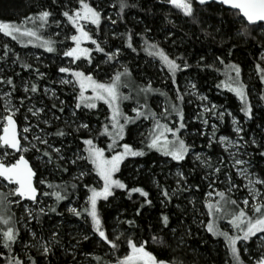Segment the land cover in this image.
<instances>
[{"label": "snow or ice", "instance_id": "obj_1", "mask_svg": "<svg viewBox=\"0 0 264 264\" xmlns=\"http://www.w3.org/2000/svg\"><path fill=\"white\" fill-rule=\"evenodd\" d=\"M147 3L148 0H50L20 22L0 20L3 36L17 42L27 38L23 47L31 45L69 61L68 66H58L63 75L51 79L40 67L22 61L19 54L13 53L15 59L9 65L12 50L8 44L0 55V65H4L0 67V264H56L61 252L71 258L72 264H85L78 259V250L87 264H187L184 257L189 247L195 251L200 242H218L221 238L229 257L225 264H264V108L257 115L241 64L226 63L241 44L256 48L259 62L255 69L259 82L264 84V0H152L151 7ZM169 5L185 19L178 23L165 16L171 27L165 29L163 41H153L149 34L154 29L150 26L139 33L131 29L109 32L107 36L119 40V46L110 45L102 34V25H119L132 9L152 15L157 7L164 10ZM110 9H117L115 17L109 14ZM213 17L215 22H210ZM188 24L194 26L191 32L184 27ZM53 25L59 29L55 37L63 33V38L45 35ZM66 25H70L67 30ZM181 32L178 45L174 37ZM193 38L208 46L219 44L220 54H213V62H208L202 53L193 64L186 48L184 54L173 55L164 47H179L185 41L191 44ZM61 44L62 49L58 48ZM125 50L136 56L143 50L158 60L161 71L166 70L168 75L164 83L174 90L173 94L154 87L150 80L137 83L133 71L122 62ZM217 63L225 66L226 79L216 87L235 95L242 118L211 103L196 83L188 81L184 88L178 84L180 74L193 68L216 71ZM16 64L34 79L26 80L16 71ZM103 65L115 69L106 81L97 78ZM46 79L61 89H70L65 96L72 102L61 98L55 88L41 87L40 82ZM193 96L201 102L194 118L185 112L186 104L191 103L186 97ZM153 97H164L161 111L154 110L150 103ZM258 100L264 102V91ZM125 102H130L127 111ZM100 104L107 106L103 119ZM90 117H95V126ZM226 118H231L230 133L218 135ZM144 121L151 122V129L138 132ZM197 122L201 128L192 132L190 125ZM245 125L258 131L251 134ZM134 132L143 137V147L128 142ZM186 135L193 137L191 143ZM102 137L107 140L106 147L98 143ZM199 137L206 141L197 150ZM214 146L221 147L228 156L218 154L213 162L210 153ZM205 148L209 154L203 151ZM150 152L168 158L164 166L172 164L176 171L174 186L152 181L157 188L156 202L169 211L162 210L155 220L145 221L146 209L155 208L156 202L143 186L129 185L118 174L122 166H128L126 161L139 164L134 169L139 173L145 166L136 158ZM27 153H31L28 158ZM190 153L197 163L191 172H186ZM73 171L71 182L54 183L48 178ZM92 179L97 181L95 185ZM239 181L244 182L243 187ZM81 188L86 198L83 205L74 206L75 200L81 198ZM202 189H207L206 193ZM121 194L137 206L129 214L117 215L109 230L108 218L102 213ZM136 194L142 199L137 201ZM197 194L201 195L200 207ZM65 201L68 203L64 210H59ZM16 208L22 215H17ZM65 211L88 225L76 235L69 233L75 243L66 244L61 232V228L67 230ZM53 215L64 220L45 228L44 218ZM200 232L212 240L201 237ZM255 239L261 241L258 254L251 249ZM84 242L103 247L108 259L83 252ZM21 247L26 260L17 254ZM33 250L39 258L29 254Z\"/></svg>", "mask_w": 264, "mask_h": 264}, {"label": "trees", "instance_id": "obj_2", "mask_svg": "<svg viewBox=\"0 0 264 264\" xmlns=\"http://www.w3.org/2000/svg\"><path fill=\"white\" fill-rule=\"evenodd\" d=\"M50 0H0V20L4 21H11L14 23L20 22L24 20L25 17L34 15L36 11L38 10L40 4L42 3H48ZM94 2H99V0H94ZM112 2H115V0H112ZM139 2V0H137ZM152 0H148L147 7H151ZM117 9H110L109 14L116 16ZM167 16L168 18L180 23L185 18L182 16V14L179 12L178 9L172 8L170 5L167 6L166 9L161 10L159 7L154 9V14L149 15L143 11H140L139 9H132L128 12L126 19L120 23L117 26H107L102 25L104 28V32L102 33L105 35L106 38L109 39L110 45H116L119 46L120 41L119 40H112L110 37L107 36V34L115 29H118L119 31L123 32L125 29H131L134 32H142V30L146 26H150L154 29L152 33L149 35L152 36L153 41H163L164 40V31L165 29L171 27L167 24V20L164 19V17ZM216 17H213L212 21L215 22ZM31 26V25H29ZM91 27V26H89ZM186 30L191 32V30L194 28V26L188 24L184 26ZM70 28V25L66 27ZM197 35H200L199 29H195ZM59 31V29H55V26H51L47 29L45 35L46 36H52L56 39L63 38V34L61 37H55V32ZM183 37V33H179L174 39L177 41V44H180V41ZM137 39L139 37L137 36ZM8 44L9 48L12 50L10 53L11 59L8 61V64L11 65L12 60L15 59V54H19L22 61H28L33 63L35 66L40 67L41 71L47 73V76L51 79H58L63 74H60L58 72V66H64L65 61L67 58H63L62 55L57 56L53 54H49L44 52L43 50H35L33 48L28 47H22L18 45V43L15 40H12L10 37H5L2 34H0V55L3 53L4 45ZM61 45H58V48H61ZM164 47L170 51L173 55L180 53L184 54L185 48L187 49V54L189 56L190 62L195 64L196 58L201 55L202 53L207 55L208 62H213V54H220V46L219 44L214 46H208L206 43L202 44L201 42H197L195 38H193V41L191 44H188L187 41L184 42L182 46L179 47H172L169 44H165ZM62 49V48H61ZM130 50H125V55L122 59V62L125 64H128L130 69L133 71L134 76L139 80L141 83H145L147 81H151L154 87H158L163 89H166L170 91L171 95L173 94V89L169 87V85H166L164 82L168 80V75L166 70L161 71L162 66L154 62L155 60L149 57L143 50H140V55L136 56L135 53L128 54ZM36 55H39L40 60L36 61L35 57ZM258 50L256 48H250L246 44H241L240 49L237 51V54L233 57H229L226 63H233V62H239L241 64V67L243 69L242 76L244 81L249 85V89L251 92L250 99L252 100L253 104L257 106V115H259V112L262 108H264V102H261L258 100L259 94L264 91V84H261L259 82V76L256 72L255 65L258 63ZM133 57L135 59L133 60ZM0 67H4V65H0ZM216 67L218 70L213 71L212 69H207L204 71H201L199 69L193 68L190 69L188 73L180 74L178 76V84L180 83L182 77H189L192 78L193 81L197 84L200 91L208 96L211 103H215L223 108L225 110L233 112L234 115H236L238 118H242V113L238 111L240 107V103L238 99L235 97L233 93L228 92L227 90H224L223 87L217 88L216 84L221 83V81H224L226 79L225 75L223 73L226 71V68L224 65L216 64ZM116 68H119V64L116 65ZM16 71H20L21 75L25 77L26 80H32L34 77H30L27 72H23L19 68V64L15 65ZM103 69H107V72H105ZM115 71L114 68H109L107 65L102 66V70L97 74V78L102 79L104 81L109 79V76ZM19 83V80H17ZM41 87H50L55 88L58 92V95L61 96V98H67L69 103H71V97H66L65 94L70 91V89L64 88L61 89L60 86L52 85L48 79L45 81H41ZM219 89L221 94H216L215 89ZM157 107V111H159ZM101 113V119H103V113L107 111L105 107H101L99 109ZM185 112L186 116L191 117L192 107L187 105L185 106ZM93 121V126L96 125L95 117H90ZM250 123V122H249ZM246 128H249V131L251 134H255L258 130L254 127H249V125H245ZM191 131L196 132V130L199 128L198 123L191 124L190 125ZM231 130V118H226L225 124L220 126L219 134H228ZM83 135V133H82ZM185 139L191 143L193 137L191 135H186ZM257 139H259V136H257ZM106 138H100V141L98 143L101 144V146H104ZM206 138L205 137H199L196 139V148L197 150H200V145L205 144ZM203 151L206 154H209V150L207 148L203 149ZM211 156L213 159V162L216 161V157L218 154H224V151L219 146H214V148L211 151ZM28 158V157H27ZM139 163L144 164V168L141 169L139 173H137L134 169L135 167H138L139 164H128V166L125 168L122 166V172L119 174L121 178H123L129 185H136V186H143L146 190L150 192V198L154 200V202L157 201V188L153 184V180L160 181L162 184L166 183L169 185L174 186V173L176 171V168L172 166V164L165 165V161L168 159L166 157L160 156L155 152L149 153V155L143 157V158H136ZM33 162V161H32ZM187 167H185L184 171L191 172L192 167L196 166V163L194 161V156L190 153V159L186 162ZM155 165V167H153ZM88 167H91L90 165ZM75 172L71 173H55L53 176H49L48 178L52 180L54 183H63L64 181L71 182L72 175H74ZM45 175L47 173L45 172ZM151 177V179H149ZM40 177H37V180ZM91 183L95 185L97 181L95 179L91 180ZM203 192L206 193L207 189H202ZM84 189L81 188V198L79 199V202L81 200H84L83 196ZM75 200V197H73ZM135 199L139 201L140 198L138 194H136ZM48 203H54L53 200ZM68 201L63 202L61 204L59 210L64 209V204H67ZM103 204L104 202L101 201ZM137 205L133 203V201L127 200L126 196L121 194V198L118 201H115L111 206L105 207L102 216L108 218V228L109 230H112V226L116 223L115 217L119 215L120 213L129 214L131 213L132 209H134ZM201 206V195L197 194V207ZM190 207V206H189ZM117 209H119V212H117ZM169 211V209H162V207L159 205L158 202H156V207L152 208L150 210L146 209V215H145V221L148 220H155L156 216L161 211ZM18 214V212H17ZM65 216L68 218L67 223V230L65 231L64 228H61V232L64 235L65 243L67 244L69 241L71 243H75V241L71 240V233L72 235H76L79 230L82 228H87L88 225L84 224L83 220H76L75 217L70 216L68 213H65ZM45 219V228H49L50 226H57L60 224L62 220H64V217H57L53 215L51 218H44ZM35 223V222H33ZM193 227H195L193 225ZM91 234V233H89ZM141 235H146V233H141ZM199 235L201 237H205L208 240H212L210 236H208L204 232H200ZM27 241V238H26ZM256 240L255 243L251 246L252 252L255 254L259 253V248H256ZM156 246L153 245V248ZM257 249L256 252H254ZM123 251V248H122ZM83 252H90L94 253L96 255H100L104 257L105 259H108V257L105 255V250L103 247L92 244L91 242H84L83 244ZM227 249L224 245V242L222 240H219L218 242H211V243H203L200 242L198 246H196V250L193 251L191 247L188 248L187 254L184 257L187 260V264H225V261L229 259V257L226 255ZM18 255H23L20 251L17 253ZM34 257L39 258V254H37L34 250L32 253H30ZM78 259L84 260L86 257L78 250L77 251ZM246 259V256L244 257ZM62 261H67L68 264H72L71 258L68 256H65L64 253H59L56 257V264H61ZM85 264H87V259L84 260ZM94 264V262H93Z\"/></svg>", "mask_w": 264, "mask_h": 264}, {"label": "rangeland", "instance_id": "obj_3", "mask_svg": "<svg viewBox=\"0 0 264 264\" xmlns=\"http://www.w3.org/2000/svg\"><path fill=\"white\" fill-rule=\"evenodd\" d=\"M68 25H66V27H67ZM63 34V33H62ZM61 34V35H62ZM26 39L27 38H21V42H17L18 43V45H20V46H22V43L24 42V41H26ZM23 47V46H22ZM28 48H33L31 45H29L28 46ZM61 48H63V45H62V47ZM33 49H35V50H38L37 48H33ZM39 50H43V49H39ZM36 56H39V55H36ZM154 62H157V63H159V61L158 60H155ZM68 64H69V61H68V59L65 61V63H64V66H68ZM160 64V63H159ZM161 65V64H160ZM162 66V65H161ZM135 77V76H134ZM136 78V77H135ZM188 81H191V82H194L193 81V79L192 78H189V77H182V79H181V81H180V83H179V86L181 87V88H184V86L186 85V83L188 82ZM136 82L137 83H141V82H139V80L136 78ZM195 83V82H194ZM198 89H199V87H198ZM164 91H167V92H169V95H171V93H170V91H168V90H166V89H163ZM124 92H125V94H127V89H125L124 90ZM199 92L201 93V94H203L201 91H200V89H199ZM215 92H216V94H221V92H220V90L219 89H215ZM203 95H205V94H203ZM186 100H190L191 101V103H188L187 105H189V106H191L192 107V112H191V117H193L194 118V114L199 110L198 109V105H200V101L196 98V97H186ZM209 101H210V99H209ZM239 101V100H238ZM0 103H2V102H0ZM130 102H125V111H127L128 109H127V105L129 104ZM150 103L153 105V107H154V110H157V107H159L158 109H159V111H161L162 109H163V107H164V105H165V99H164V97H153L152 98V100L150 101ZM240 103V102H239ZM101 107H105L106 109H107V106L106 105H103V104H100L99 106H98V110L101 108ZM222 108V110H225V108H223V107H221ZM228 111V110H227ZM30 115V114H29ZM198 123V122H197ZM196 123V124H197ZM198 125H199V128H201V125L198 123ZM151 127H152V124H151V122H149V121H144V122H142L141 123V126H140V128H139V130H138V132H143V133H147L150 129H151ZM203 130V129H202ZM208 135H211V131L210 130H208ZM233 138H235L234 137V135H233ZM143 139V137L141 136V135H139L137 132H134L133 133V135L128 139V142L129 143H132L134 146H136V147H143V145L140 143L141 142V140ZM105 144H104V147H106V144H107V140H105V142H104ZM151 153V152H150ZM156 153V152H155ZM158 155H160L159 153H157ZM25 156L26 157H29V156H31V153H27V154H25ZM161 156V155H160ZM223 156L224 157H227L228 156V154L226 153V152H224V154H223ZM10 159H12V157H9ZM33 162H34V157H33ZM42 171H43V169H42ZM119 175V174H118ZM238 179V178H237ZM240 183H241V187H243V181H239ZM41 188L43 187L42 185L40 186ZM47 202H51V199H49V198H44ZM85 199V198H84ZM83 201L84 200H81V202H79V200H75V205L74 206H76V205H83ZM64 210V209H63ZM62 210V211H63ZM15 211L16 212H18V214L17 215H22V213H21V211H20V209L19 208H16L15 209ZM65 213H67L66 211H65ZM34 222V221H33ZM220 240H222V238L220 239ZM256 240V248L258 249V245L261 243V241L259 240V239H255ZM223 241V240H222ZM27 242V241H26ZM257 249L254 251V252H256L257 251ZM35 251V250H34ZM20 252L23 254L22 256H24V258H25V260L27 259V257H26V255H25V253H24V250H23V248L21 247V250H20ZM32 253V252H31ZM30 254V253H29ZM38 254V253H37ZM86 259V258H85ZM84 259V260H85Z\"/></svg>", "mask_w": 264, "mask_h": 264}, {"label": "water", "instance_id": "obj_4", "mask_svg": "<svg viewBox=\"0 0 264 264\" xmlns=\"http://www.w3.org/2000/svg\"><path fill=\"white\" fill-rule=\"evenodd\" d=\"M26 157V156H25ZM27 158V157H26ZM25 203H29V202H25Z\"/></svg>", "mask_w": 264, "mask_h": 264}]
</instances>
